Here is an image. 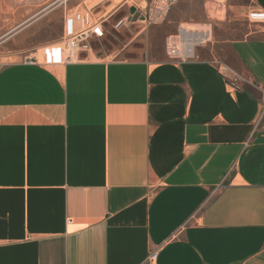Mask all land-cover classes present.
Returning <instances> with one entry per match:
<instances>
[{
    "label": "crops",
    "instance_id": "1",
    "mask_svg": "<svg viewBox=\"0 0 264 264\" xmlns=\"http://www.w3.org/2000/svg\"><path fill=\"white\" fill-rule=\"evenodd\" d=\"M209 22L186 62L146 26L140 59L0 69V264H264V0Z\"/></svg>",
    "mask_w": 264,
    "mask_h": 264
},
{
    "label": "rangeland",
    "instance_id": "2",
    "mask_svg": "<svg viewBox=\"0 0 264 264\" xmlns=\"http://www.w3.org/2000/svg\"><path fill=\"white\" fill-rule=\"evenodd\" d=\"M83 2L84 0H0V69L6 64L33 54L37 48L41 47L42 43L60 41L64 36L66 12L69 14V11L82 4L83 6L78 10L70 12L67 18L79 14H89L93 20H98L105 15L108 18L123 3L118 4L116 0ZM131 3L133 4L132 1ZM134 4L140 5L138 2H134ZM131 9L126 5L111 18L109 17L108 22L104 25L105 37L92 41L94 53L106 56L112 52L120 51L119 58L121 59H140L147 50L144 34H142V38L140 37L133 43L132 47L125 50L124 48L135 35L142 32L147 26V31H154L148 48L149 54L159 58L160 53L166 52L167 37L176 34L180 24H185L182 26L191 29L210 32L213 29L210 27V22L207 25H197V23L206 22L208 18L222 20L226 17L225 0L215 3L209 12L200 0H179L171 7L162 22L155 21L145 24L134 21V15L130 13ZM44 11L48 13L40 17ZM136 12L139 13L138 10ZM130 14L132 23L129 22L130 24L127 23L116 29L115 25ZM32 56L37 58V53Z\"/></svg>",
    "mask_w": 264,
    "mask_h": 264
},
{
    "label": "built area",
    "instance_id": "3",
    "mask_svg": "<svg viewBox=\"0 0 264 264\" xmlns=\"http://www.w3.org/2000/svg\"><path fill=\"white\" fill-rule=\"evenodd\" d=\"M133 2V4L131 3ZM140 1V5L134 4V2ZM179 0H127L124 4L128 5L129 8H135L141 15L144 14L146 17V23L162 22L168 15L169 10ZM219 3L220 0H214ZM61 2V1H60ZM226 2V0H225ZM123 6H121L122 8ZM107 15L93 20L89 14H79L74 17H66L64 23V36L61 43L62 49L59 50L61 54L58 61L52 63H44V65H67L70 63H77L88 60L90 56L95 55L92 41L94 39H102L105 37V23L108 22L109 17ZM132 15L120 20L115 28L119 29L127 23H132ZM129 23V24H130ZM195 38L196 44L191 51L188 50L189 38ZM211 34L209 31H203L199 29H190L189 27L180 26L176 35L171 36L167 42V56L170 60L177 62H186L193 59L195 56V50L197 47L206 44L210 41ZM58 46V45H56ZM26 62L29 64H38L39 60L36 57H28ZM221 73L226 76L230 70L224 66L220 68ZM237 78L234 82H237ZM235 88L237 86L233 85ZM264 119V98L262 101V112L260 121ZM157 259V254H151L148 262L154 263Z\"/></svg>",
    "mask_w": 264,
    "mask_h": 264
},
{
    "label": "bare ground",
    "instance_id": "4",
    "mask_svg": "<svg viewBox=\"0 0 264 264\" xmlns=\"http://www.w3.org/2000/svg\"><path fill=\"white\" fill-rule=\"evenodd\" d=\"M118 4H120L123 0H116ZM191 29V28H190ZM189 40V46H188V50L191 51L194 47V45L196 44V39L191 37L188 39Z\"/></svg>",
    "mask_w": 264,
    "mask_h": 264
},
{
    "label": "water",
    "instance_id": "5",
    "mask_svg": "<svg viewBox=\"0 0 264 264\" xmlns=\"http://www.w3.org/2000/svg\"><path fill=\"white\" fill-rule=\"evenodd\" d=\"M130 13H131L132 15H134V21H138V20H139L140 14L136 12V9H135V8H132V9L130 10Z\"/></svg>",
    "mask_w": 264,
    "mask_h": 264
}]
</instances>
